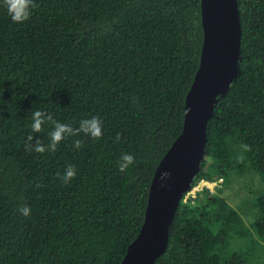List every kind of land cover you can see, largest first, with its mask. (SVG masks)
I'll list each match as a JSON object with an SVG mask.
<instances>
[{"label":"trees","instance_id":"16d2710c","mask_svg":"<svg viewBox=\"0 0 264 264\" xmlns=\"http://www.w3.org/2000/svg\"><path fill=\"white\" fill-rule=\"evenodd\" d=\"M35 2L17 24L0 0V264H121L155 169L183 128L203 45L201 0ZM238 3L239 70L208 122L193 185L222 178L229 186L248 170L264 182V0ZM37 110L74 128L99 116L103 136L29 152L28 135L47 146L54 130L32 132ZM123 153L135 163L122 173ZM68 165L77 175L65 184L57 173ZM260 189L236 206L219 186L182 199L154 264H264Z\"/></svg>","mask_w":264,"mask_h":264},{"label":"water","instance_id":"95a60500","mask_svg":"<svg viewBox=\"0 0 264 264\" xmlns=\"http://www.w3.org/2000/svg\"><path fill=\"white\" fill-rule=\"evenodd\" d=\"M201 16L203 45L185 99L183 128L155 169L144 221L121 264H154L166 252L180 201L202 168L208 122L219 96L228 92L239 70L242 22L238 0H201ZM165 171L169 175L161 179Z\"/></svg>","mask_w":264,"mask_h":264},{"label":"clouds","instance_id":"9594fccd","mask_svg":"<svg viewBox=\"0 0 264 264\" xmlns=\"http://www.w3.org/2000/svg\"><path fill=\"white\" fill-rule=\"evenodd\" d=\"M3 5L6 8L8 15L12 22L22 24L28 21L32 15V11L38 6L35 0H3ZM45 123L54 124V130L49 134L50 143L45 146L41 140L37 139L33 143V135H28L26 138L25 148L27 151H35L37 153L56 152L58 145L61 141L67 137L79 136L80 133H84L94 141L99 140L103 136L102 120L99 116H92L91 118L82 119L79 122V126L74 128L71 124L60 123L56 121L53 115L47 111L37 110L33 113L31 129L33 133H40L43 131ZM121 139L120 134L116 135V140ZM73 145L76 149L83 147V141L76 139L73 141ZM135 163V157L130 153H123L118 161V168L120 172H125L131 165ZM77 175L74 165H68L63 174L57 173L58 178L65 184L71 182ZM169 174L165 171L161 173V179H164ZM37 187L41 185L37 184ZM18 211L24 217L31 215V208L28 205H22Z\"/></svg>","mask_w":264,"mask_h":264},{"label":"rangeland","instance_id":"374dc122","mask_svg":"<svg viewBox=\"0 0 264 264\" xmlns=\"http://www.w3.org/2000/svg\"><path fill=\"white\" fill-rule=\"evenodd\" d=\"M242 178H235L232 177L233 180L229 186H225L224 182L222 181L220 185L214 187L211 191L217 192V187H223L222 196L226 197L232 205H238L245 196L247 197H254L260 188H264V182L261 180L260 176L257 175L255 172L248 170ZM250 220V219H248Z\"/></svg>","mask_w":264,"mask_h":264},{"label":"built area","instance_id":"2783aa9c","mask_svg":"<svg viewBox=\"0 0 264 264\" xmlns=\"http://www.w3.org/2000/svg\"><path fill=\"white\" fill-rule=\"evenodd\" d=\"M222 181H223L222 178L216 181H209L206 179L200 180L197 184L193 185V187L184 195L185 201H187L188 198L190 197H196V195L200 193L202 190H204L205 187H208L210 188V190H212L217 185H220Z\"/></svg>","mask_w":264,"mask_h":264}]
</instances>
